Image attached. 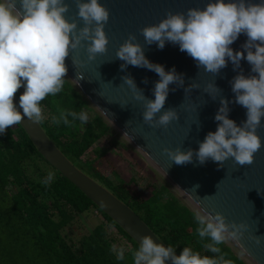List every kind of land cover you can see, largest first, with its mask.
I'll list each match as a JSON object with an SVG mask.
<instances>
[{
  "label": "clouds",
  "instance_id": "clouds-1",
  "mask_svg": "<svg viewBox=\"0 0 264 264\" xmlns=\"http://www.w3.org/2000/svg\"><path fill=\"white\" fill-rule=\"evenodd\" d=\"M74 3L83 27H78L77 19L69 21L66 18L70 9L66 0H0V134L20 125L25 117L34 123L45 119L41 101L63 91L68 73L65 61L73 50L85 48L88 61L107 52L109 38L105 26L110 17L109 9L99 0H74ZM140 33L146 45L156 44L161 50L166 42L179 45L180 51L192 57L198 68L215 76L227 67L228 61L232 62L234 71L239 69L230 81L234 99L230 101L220 96V107L214 117L218 122L216 131L206 134L198 150L165 148L163 151L168 158L176 165L192 163L194 156L200 165L212 160L223 167L229 159L239 166L254 163L255 154L262 148L258 129L264 119V0H209L203 8L169 11L159 23L143 27ZM241 34L246 35L247 40L241 45V51H234L231 45ZM116 59L124 61L121 70L128 65L147 68L160 78L153 89L155 99L151 100L137 87L134 78L122 77L134 99L143 102L145 124L167 128L172 121L179 120L175 108L163 109L169 85L184 87L183 74L177 73L175 67L166 71L163 65L150 62L145 56L144 45L137 42L134 33H129L119 46ZM245 59L253 73L247 76L241 68V61ZM72 63L83 66L85 61L73 57ZM77 78L83 79V74L77 73ZM144 82L147 83V79ZM21 87L24 92L17 107L14 96ZM194 88L199 85L193 83L184 91ZM205 92L215 100L222 90L213 82ZM230 103L246 109V120L240 125L229 118ZM56 112L51 118L54 125L63 123L71 127L77 120L82 123L89 120L85 110L77 112L57 106ZM54 179V173L49 172L42 183L50 185ZM194 218L198 236L202 240L210 239L204 247L214 256L201 255L190 246L183 247L177 255L173 246L156 243L151 236L144 235L139 247L132 251V264H167L169 261L171 264H233L225 258L227 254L219 245L228 241L240 243L249 225L228 222L223 214L213 215L202 208L194 211ZM250 238L257 245L264 240V236ZM112 252L117 260L125 259L124 247L113 245Z\"/></svg>",
  "mask_w": 264,
  "mask_h": 264
},
{
  "label": "water",
  "instance_id": "water-1",
  "mask_svg": "<svg viewBox=\"0 0 264 264\" xmlns=\"http://www.w3.org/2000/svg\"><path fill=\"white\" fill-rule=\"evenodd\" d=\"M66 2L70 5L69 12L65 14L66 18L69 21L74 18L79 21L74 0ZM99 2L110 11L109 21L105 26L109 38L108 50L105 54L97 55L92 61H88L85 48L73 50L65 61L68 67L66 78L120 135L124 143L149 164L156 175L193 211L202 208L213 215L216 212L223 214L228 222L247 223L249 229L240 243L228 242L248 264H264V240L257 245L255 240L250 238L255 235L264 236V119L258 129L262 148L255 154L254 163L251 165L239 166L232 159L226 161L223 167L212 160L200 165L195 156L192 163L176 165L163 151L165 148L177 147L184 151L189 148L198 150L199 142L204 140L206 134L216 131L218 122L214 117L220 107V96L230 101L234 99L230 81L239 73V69L234 71L232 62L228 61L227 67L217 76L205 72L203 68L197 67L192 57L180 51L179 45L166 42L162 50L156 44L146 45L140 29L159 23L169 11L176 13L186 12L193 7L203 8L209 0ZM78 27H83V21H79ZM129 33L136 34L137 42L144 45L145 56L150 62L163 65L166 71L175 67L177 73L183 74L184 87L169 85L170 91L163 110L175 108L179 113V120L172 121L167 128H152L143 122V102L134 99L131 89L123 82L122 77L130 75L137 87L143 90L144 96L154 100L153 89L155 82L160 79L158 74L147 68L128 65L125 70H121L120 65L124 61L116 59V51ZM246 40V35L241 34L231 47L234 51H241V45ZM246 54L245 52V56ZM73 57L85 61V64L74 66ZM241 68L246 76L253 74L246 59L241 61ZM77 73L83 74V79H78ZM145 79L147 83L144 82ZM213 82L222 90L215 100L205 92V88ZM193 83L198 84L199 88L185 92L184 88ZM14 103L19 106L16 96ZM229 107V118L237 125L246 120L244 107L235 103H230ZM18 126L45 162L111 218L135 244L139 246L140 238L144 235H149L154 242L161 243L134 212L86 177L60 154L38 123L25 117ZM196 185L199 187L193 191L192 188Z\"/></svg>",
  "mask_w": 264,
  "mask_h": 264
},
{
  "label": "trees",
  "instance_id": "trees-1",
  "mask_svg": "<svg viewBox=\"0 0 264 264\" xmlns=\"http://www.w3.org/2000/svg\"><path fill=\"white\" fill-rule=\"evenodd\" d=\"M23 92L21 87L15 96L19 99ZM57 106L77 112L85 110L89 120H77L71 127L54 125L51 118L57 114ZM41 107L45 119L38 125L60 154L134 212L161 243L173 246L177 255L186 246L201 255H215L204 247L210 239L202 240L196 232L194 211L163 181L151 186L149 196H134L128 190V185L133 184L131 179L123 182L114 172L108 177L96 169L99 152L82 159L93 144L114 130L68 78L65 77L63 91L46 97ZM27 161L46 163L21 127L12 126L0 134V264H132V251L139 246L111 218L57 171L50 185L42 183L46 175L40 168L35 178L30 177ZM91 211L101 216L102 222L87 231L76 230L75 224ZM107 229H113L116 236H110ZM64 230L75 232L74 237ZM119 243L126 245L122 246L123 261L112 252L113 245L121 247ZM219 247L233 264H246L227 243Z\"/></svg>",
  "mask_w": 264,
  "mask_h": 264
},
{
  "label": "rangeland",
  "instance_id": "rangeland-1",
  "mask_svg": "<svg viewBox=\"0 0 264 264\" xmlns=\"http://www.w3.org/2000/svg\"><path fill=\"white\" fill-rule=\"evenodd\" d=\"M97 152H99V161L95 163L96 169L102 175L108 177H110L111 172H114L116 173V176H118L123 182H128L129 179H131L133 181V184L130 183L128 185V190L134 196L136 194H141L144 198L149 196L151 186H159L160 182L162 181L156 175L157 173L153 170V168L145 161H143L134 151H132L124 143L120 135H118L115 131L106 134L95 144H93L92 147L87 150L82 159L86 160L88 156L91 157L93 154L96 155L95 153ZM26 168L27 174L33 178H35L36 174L38 173L37 168H40V171L45 172L46 176L49 172L55 174V170L44 162L43 164H41L40 162L33 163L31 161H27ZM173 193L180 200H182L174 191ZM182 201L187 205L184 200ZM92 215L95 217H93ZM100 222H102L101 216L96 214V212L91 211L85 216H82L81 220L79 219L78 223H80L82 228H79L78 223H76L75 229L78 231H87L95 224H98ZM107 232L110 236H116L113 229H107ZM64 233L71 238H73L75 235V232L73 231L71 232L64 230ZM226 243L232 248L229 242ZM119 244L121 246H126L125 244ZM235 252L241 259H244L239 252H237L236 250Z\"/></svg>",
  "mask_w": 264,
  "mask_h": 264
}]
</instances>
